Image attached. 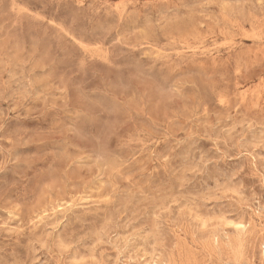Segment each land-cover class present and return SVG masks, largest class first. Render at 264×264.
<instances>
[{
  "label": "rangeland",
  "instance_id": "374dc122",
  "mask_svg": "<svg viewBox=\"0 0 264 264\" xmlns=\"http://www.w3.org/2000/svg\"><path fill=\"white\" fill-rule=\"evenodd\" d=\"M0 264H264V0H0Z\"/></svg>",
  "mask_w": 264,
  "mask_h": 264
},
{
  "label": "bare ground",
  "instance_id": "6f19581e",
  "mask_svg": "<svg viewBox=\"0 0 264 264\" xmlns=\"http://www.w3.org/2000/svg\"><path fill=\"white\" fill-rule=\"evenodd\" d=\"M117 9V8H116ZM121 19V18H120ZM50 22V21H49ZM51 23V22H50ZM219 100V99H218ZM220 103V102H219ZM222 104V103H220ZM258 202V201H257ZM10 215V214H9ZM233 225V224H232ZM242 226V224H240ZM239 225H237L236 227H238ZM14 228V227H13ZM217 242V241H216Z\"/></svg>",
  "mask_w": 264,
  "mask_h": 264
}]
</instances>
